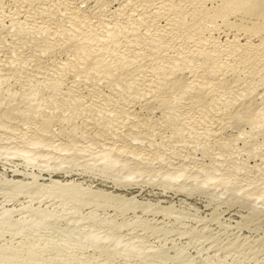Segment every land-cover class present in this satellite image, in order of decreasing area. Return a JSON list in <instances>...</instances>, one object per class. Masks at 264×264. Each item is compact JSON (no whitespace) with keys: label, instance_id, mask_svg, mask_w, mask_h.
<instances>
[{"label":"rangeland","instance_id":"1","mask_svg":"<svg viewBox=\"0 0 264 264\" xmlns=\"http://www.w3.org/2000/svg\"><path fill=\"white\" fill-rule=\"evenodd\" d=\"M167 1L0 0V264H264L259 10L248 20L255 10L231 13L213 0L193 19L187 8L179 28L188 29L171 44L163 14L132 8ZM93 35L110 56L89 45ZM197 37L211 44L192 47ZM245 54L253 59L238 63Z\"/></svg>","mask_w":264,"mask_h":264},{"label":"bare ground","instance_id":"2","mask_svg":"<svg viewBox=\"0 0 264 264\" xmlns=\"http://www.w3.org/2000/svg\"><path fill=\"white\" fill-rule=\"evenodd\" d=\"M27 1H28V0H27ZM37 1H38V0H37ZM64 1H65V0H64ZM160 1H161V0H160ZM166 1H167V0H166ZM173 1H174V0H173ZM175 1H177V3H175V4H176V5L178 4L177 6L180 7V9H178V12H177V9H176L175 12H172L173 9L170 11V5H171L170 3L173 4V2L171 1V2L169 3V0H168L167 2L158 3V4H153V3H152V4H148L149 6H145V5H144V6L141 7V8L139 7V5H138V7H137V5H135V4H136V3H135V4L133 5V7H132V6H131V7H132V8L135 7V8L133 9V10H135V11H136L137 9H139V12H140V10H141V12L144 13V14H145V13H150L149 15H152V13H153V15L155 14V16H157V15H159V14H160V15L163 14V18L166 19V23L163 21V22L165 23V25H164V29H162V31L165 30L164 32L167 31L168 34H170L169 32H173V33H174L173 35H169V36L171 37V39H173V41L171 40V44H172V42H174L176 36H179L178 34H179V31H180V28L182 27L181 25H182V24H185L186 21H187V20H186L185 22H182V20L184 21V17H186L184 11H188V10H190V11L192 12V11L195 10V11L193 12V17H192V18L194 19V18L196 17V16H195L196 14H194V13L196 12V10L201 11L202 9H204V5H203V4H205V3L208 2V1H213V0H175ZM175 1H174V2H175ZM218 1L220 2V3H219V7H220V8H221V7H222L223 9L227 8V12H231V13H233V11H234V13H236V11L238 12V10H239L238 13H240V12H242V11L245 9L244 7L247 8V11H246V12H249V13H251L252 11L255 10L254 12H252L251 14H249L248 16L245 15L246 12H243V14H244L245 16H244V15H242V16L245 17V18H246V16L249 17L250 15H253V13H255L257 10H259V11H258V15L255 13V16H257L256 18L259 17V19H260V21H259L260 23H259V22H258V23L261 24V22H262L263 25H264V0H218ZM42 2H43V1H42ZM69 2H70V0H69ZM71 2H72V1H71ZM74 2H75V1H74ZM137 2H138V1H137ZM156 2H157V1H156ZM1 3H2V2H1ZM12 3H13V2H12ZM146 3H147V2H146ZM35 4H36V3H35ZM46 4H47V3H46ZM74 4H75V3H74ZM138 4H139V3H138ZM229 5H230V6H229ZM5 6H6V5H5ZM140 6H141V5H140ZM174 6H175V5H174ZM174 6H172V7H174ZM177 6H175V8H176ZM230 7H232V8H230ZM261 7H263V8H261ZM49 8H50V7H49ZM66 8H67V7H66ZM175 8H174V9H175ZM184 8H185V10H184ZM187 8H188V10H186ZM243 8H244V9H243ZM67 9H68V8H67ZM121 9H122V8H121ZM242 9H243V10H242ZM64 10H65V9H64ZM99 10H100V9H99ZM122 10H123V9H122ZM181 10H182L183 12H182ZM228 10H229V11H228ZM241 10H242V11H241ZM261 10H262V11H261ZM128 11H129V10H128ZM137 11H138V10H137ZM137 11H136V14L138 13ZM27 12H28V11H27ZM8 13H10V12H8ZM18 13H19V11L17 10L16 12H14V15H15V14L18 15ZM24 13H25V11H24ZM134 13H135V12H134ZM196 13H200V12L197 11ZM1 14H2V13H1ZM26 14H27V13H26ZM26 14H25V15H26ZM40 14H41V13H40ZM42 14H43V13H42ZM74 14H75V13H74ZM74 14L72 15V17L75 16ZM182 14L185 15V16L182 17L183 19L181 20V22H182V23H181V22H180V18H181V15H182ZM187 14H188V13H187ZM206 14H207V13H206ZM247 14H248V13H247ZM2 15H3V14H2ZM138 15H139V14H138ZM141 15H142V14H141ZM188 15H189V14H188ZM191 15H192V14L190 13V16H191ZM203 15H204V14H203ZM216 15H217V14H216ZM218 15H219V14H218ZM11 16H12V15H11ZM28 16H29V15H28ZM31 16H32V15H31ZM76 16H77V15H76ZM76 16H75V17H76ZM142 16H143V15H142ZM142 16H141V17H142ZM146 16L148 17V15H146ZM190 16H188V17H190ZM194 16H195V17H194ZM253 16H254V15H253ZM75 17H74V18H75ZM101 17H102V16H101ZM150 17H151V16H150ZM223 17H224V15H223ZM243 17H242V18H243ZM33 18H34V17H33ZM142 18H143V17H142ZM142 18H141V19H142ZM158 18H159V17H158ZM209 18L212 19V17H209ZM209 18H208V19H209ZM218 18H219V17H218ZM245 18H244V19H245ZM249 18H250V19H248V20H253V19H251V16H250ZM25 19H26V18H25ZM52 19H53V18H52ZM59 19H60V18H59ZM81 19H82V18H79V17H78V21H77V18H76V21H77V22L75 21V23L78 25V29H79V26H80V27H81V26L83 27V24L85 23V22H84L85 20H84V19L81 20ZM99 19H100V18H99ZM102 19H103V18H102ZM138 19H139V18H138ZM187 19H188V18H187ZM213 19H215V18H213ZM139 20H140V19H139ZM142 20H143V19H142ZM144 20H145V16H144ZM147 20H148V18H147ZM152 21H154V20H152ZM152 21H151V24H150L148 27H146L147 25L145 26V31H148V30L151 31V29H153V31H154V29L156 28L155 26H157V25L154 26V24H153ZM178 21H179V23H178ZM191 21H193V20L191 19ZM194 21H195V20H194ZM20 22H21V21H20ZM26 22H27V21H26ZM52 22H53V21H52ZM55 22H56V21H55ZM140 22H141V21H140ZM146 22H149V21H146ZM146 22H145V23H146ZM202 22H203V21H202ZM0 23H1V22H0ZM24 23H25V22H24ZM53 23H54V22H53ZM53 23H52V24H53ZM103 23H104V22H103ZM124 23H125V22H124ZM156 23H157V22H156ZM194 23H195V22H194ZM40 24H41V23H40ZM40 24H39V26L37 25L39 28H40ZM56 24H57V23H56ZM71 24H72V23H71ZM76 24H75V25H76ZM114 24H115V23H114ZM142 24H144V23H142ZM148 24H149V23H148ZM180 24H181V25H180ZM200 24H202V23H200ZM255 24H256V25H259V24H257V23H255ZM35 25H36V24H35ZM50 25H51V24H50ZM84 25H85V24H84ZM126 25H127V24H126ZM179 25L181 26L180 28H179ZM192 25H193V23H192ZM195 25H196V24H195ZM256 25H255V26H256ZM21 26H22V25H21ZM23 26H24V25H23ZM72 26H73V24H72ZM105 26H106V25H105ZM129 26H130V25H129ZM189 26H190V25H189ZM189 26H188V27H189ZM193 26H194V25H193ZM253 26H254V25H253ZM260 26H262V25H260ZM260 26H259V27H260ZM34 27H35V26H34ZM49 27H51V26H49ZM76 27H77V26H76ZM102 27H103V26H102ZM117 27H118V26H117ZM119 27H120V26H119ZM137 27H138V26H137ZM140 27H141V26H140ZM183 27H184V26H183ZM190 27H192V26H190ZM195 27H196V26H195ZM208 27H209V26H208ZM262 27H263V28H262V30H263V29H264V26H262ZM41 28H42V27H41ZM184 28H185V27H184ZM184 28H182V30H183ZM209 28H210V27H209ZM252 28H253V27H252ZM260 28H261V27H260ZM46 29H47V28H46ZM46 29H45V30H46ZM52 29H53V28H52ZM80 29H81V28H80ZM82 29H83V28H82ZM87 29H88V28H87ZM94 29H95V28H94ZM111 29H112V28H111ZM133 29H135V28H133ZM187 29H188V28H187ZM187 29H186V30L184 29V30L187 31ZM193 29H194V27H193ZM28 30H29V29H28ZM48 30H49V28H48ZM57 30H58V29H57ZM105 30H109V29H106V28H105ZM112 30H113V29H112ZM112 30H111V31H112ZM115 30H116V29H114V31H115ZM118 30H120V29H118ZM129 30L131 31V29H129ZM184 30H183V31H184ZM189 30L191 31V28H190ZM195 30H196V29H195ZM199 30H200V29H199ZM250 30H251V29H250ZM259 30H260V29H259ZM50 31H51V29H50ZM102 31H103V30H102ZM130 31H129V33H130ZM145 31H144V33H145ZM183 31H180V32L182 33ZM185 31H184V32H185ZM18 32H19V31H18ZM36 32H38V31H36ZM48 32H49V31H48ZM79 32H80V31H79ZM119 32H120V31H119ZM119 32H118V33H119ZM133 32H134V30H133ZM151 32H152V31H151ZM156 32H157V31H156ZM164 32H162V33H164ZM193 32H194V30H193ZM263 32H264V31H263ZM14 33H15V32H14ZM38 33H39V32H38ZM45 33H46V32H45ZM105 33H108V31L105 32ZM111 33H112V32H111ZM111 33H109V34L111 35ZM116 33H117V32H116ZM120 33H121V32H120ZM131 33H132V32H131ZM144 33H143V34H144ZM154 33H155V32H154ZM154 33H153V34H154ZM176 33H177V34H176ZM181 33H180V35H181ZM187 33H188V32H187ZM187 33H186V34H187ZM195 33H197V32H195ZM195 33H194V34H195ZM238 33H239V32H238ZM39 34H40V33H39ZM41 34H42V33H41ZM92 34H94V33H92ZM113 34H114V33H113ZM127 34H128V33H127ZM132 34H133V33H132ZM146 34H147V33H146ZM171 34H172V33H171ZM182 34H184V33H182ZM186 34H185V35H186ZM191 34H193V33H192V32H189V35H190V36H192ZM253 34H254V33H253ZM263 34H264V33H263ZM43 35H44V34H43ZM82 35H83V34H82ZM104 35H105V34H104ZM104 35H103V36H104ZM117 35H118V34H117ZM120 35H121V34H120ZM120 35H118V36L120 37ZM141 35H142V34H141ZM141 35H140V36H141ZM147 35H148V34H147ZM149 35H150V33H149ZM149 35H148V36H149ZM162 35H163V34H162ZM165 35H167V34H165ZM165 35H164V36H165ZM185 35L183 36V38L185 37ZM187 35H188V34H187ZM189 35H188V36H189ZM197 35H198V34H197ZM200 35H201V34H200ZM36 36H38V35H36ZM62 36H63V34H62L61 31H56V32H55V31H52V32H49V35H48V37H50L51 39H53L52 41H57V42L60 41V39H61L60 37H62ZM93 36H94V37H93L92 39H90V38H89L90 36H88V41H89V39H90L89 45L91 44L92 46H94V44H95V46H97L96 44L100 43V46H98L97 49L95 48L96 51H97V52H96V51H95V52H96V53L99 52V53H100V54L98 53L99 56L101 55V56H105V57H106V56H108V54H109V56H110V55H111V54H110L111 51H109V50H110V49H109V44H107V43L105 44V41H104V44H102V43H103L102 40H100V41H102V42H100L99 40L97 41V36H96V35H93ZM95 36H96V37H95ZM103 36H102V37H103ZM106 36H107V35H106ZM114 36H115V34H114ZM126 36H127V35H126ZM145 36H146V35H145ZM145 36L143 35V37H145ZM148 36H146V37L148 38ZM154 36H155V34H154ZM156 36H158V35H156ZM188 36H187V37H188ZM190 36H189V37H190ZM211 36H212V35H211ZM227 36H228V35H227ZM40 37H41V36H40ZM70 37H71V36H70ZM77 37H78V36H77ZM83 37H84V36H83ZM91 37H92V35H91ZM108 37H109V36H108ZM112 37H113V35H112ZM119 37H118V38H119ZM170 37H169V38H170ZM193 37H194V36H192V38H193ZM86 38H87V37H86ZM94 38H95L96 40H94ZM98 38H99V37H98ZM104 38H106V37L104 36ZM152 38H153V37H152ZM155 38H156V37H155ZM163 38H164V37H163ZM183 38H182V39H183ZM208 38H209V36H208ZM139 39H140V38H139ZM149 39H150V38H149ZM157 39H158V38H157ZM184 39H185V38H184ZM201 39H203V37H202ZM209 39H210V42L213 41V40H211L212 38H209ZM43 40H44V39H43ZM62 40H63V39H62ZM62 40H61V42H62ZM64 40H65V39H64ZM108 40H109V39H108ZM110 40H111V39H110ZM110 40H109V41H110ZM140 40H141V39H140ZM151 40H152V39H151ZM155 40H156V39H155ZM177 40H179V38H177ZM189 40H190V41H189ZM189 40L187 39V42H185L184 40H183V41H184L186 44L189 45V43H191V39H189ZM194 40H195V41H194ZM204 40H205V38H204ZM207 40H208V39H207ZM34 41H35V40H34ZM82 41H83V40H82ZM112 41H113V40H112ZM137 41H138V39H137ZM164 41H165V38H164ZM166 41H168V40L166 39ZM169 41H170V40H169ZM169 41H168V42H169ZM180 41H181V40H180ZM180 41H179V42H180ZM192 41H194V43H192V45H191L192 47H194V46H200V47L202 48V47H205V46L209 43V41H207V43L205 44L206 41H205V42H202V41H200V38H198V37H197V38H194ZM215 41H216V40H215ZM234 41H235V40H234ZM246 41H247V40H246ZM43 42H44V41H43ZM83 42H84V41H83ZM110 42H111V41H110ZM144 42H145V41H144ZM152 42H153V40H152ZM162 42H163V41H162ZM177 42H178V41H177ZM184 42H183V44H184ZM227 42H228V41H227ZM235 42H237V41H235ZM235 42H232V43H235ZM54 43H56V42H54ZM87 43H88V42H87ZM87 43H86V45H85L86 48L84 47V48H85V51H86V50H90L91 47H92V46H91L90 49H87V48H89V46L87 45ZM113 43H114V42H112V43L110 44V46H111ZM115 43H116V41H115ZM125 43H126V42H125ZM148 43H149V42H148ZM164 43H165V42H164ZM180 43H181V42H180ZM245 43H246V42H245ZM26 44H27V43H26ZM116 44H117V43H116ZM116 44H113V45L115 46ZM118 44H120V43L118 42ZM118 44H117V45H118ZM121 44H122V43H121ZM151 44H152V43H151ZM157 44H158V42H157ZM167 44H168V43H166V48H168V47H167ZM169 44H170V43H169ZM175 44H176V41H175ZM177 44H178V43H177ZM177 44H176V45H177ZM181 44H182V43H181ZM186 44H185L184 46H186ZM210 44H211V43H209L208 45H210ZM228 44H229V43H228ZM235 44H236V43H235ZM247 44H248V43H247ZM113 45H112V48H113ZM164 45H165V44H164ZM213 45H214V42H213ZM213 45H211V47H213ZM0 46H1V45H0ZM95 46H94V47H95ZM107 46H108V48H107ZM119 46H120V45H119ZM191 46H189V47L191 48ZM234 46H235V45H234ZM234 46H233L232 48L237 47V46H235V47H234ZM238 46H239V45H238ZM170 47L172 48V46H170ZM170 47H169V49H171ZM189 47H185V48H189ZM208 47H210V46H208ZM208 47H207V48H208ZM215 47H216V46H215ZM219 47H221V46H219ZM229 47H230V46H229ZM229 47H228V48H229ZM241 47H242V46H241ZM249 47H250V46H249ZM114 48H116V46H115ZM123 48H124V47H123ZM190 48H189V50H190ZM205 48H206V47H205ZM225 48H226V47H225ZM250 48H252V46H251ZM255 48H256V47H255ZM23 49H24V47H23ZM29 49H30V47H29ZM29 49H28V51H29ZM95 49H94V50H95ZM108 49H109V50H108ZM142 49H143V48H142ZM173 49H174V47H173ZM181 49H182V48H181ZM183 49H184V48H183ZM194 49H195V48H194ZM196 49H197V48H196ZM220 49H221V48H220ZM220 49H219V50H220ZM256 49H257V48H256ZM256 49H255V50H256ZM20 50H21V49H20ZM25 50H26V49H25ZM25 50H24V51H25ZM50 50H51V49H50ZM55 50H56V49H55ZM83 50H84V49H83ZM92 50H93V49H91V51H92ZM118 50H119V48H118ZM120 50H121V49H120ZM147 50H148V49H147ZM165 50H166V49H165ZM186 50H187V49H186ZM186 50H185V51H186ZM189 50H188V51H189ZM192 50H193V49H192ZM214 50H216V48H215ZM214 50L212 51V53L214 52ZM230 50H231V49H230ZM237 50H238V49H237ZM240 50H241V49H240ZM244 50H247V49L244 48ZM11 51H12V50H11ZM39 51H40V50H39ZM44 51H46V50H42V51H41L42 53H39V55H38V53L35 54V57H36V55L40 57L41 55H43ZM112 51H113V50H112ZM174 51H177V50H174ZM182 51H183V50H182ZM201 51H202V50H201ZM208 51H209V50H208ZM208 51H207V52H208ZM226 51H228V53H229V50H226ZM233 51H234V53H235L236 48H235V50H233ZM256 51H257V50H256ZM32 52H33V51H32ZM35 52H36V51H35ZM47 52H48V50H47ZM47 52H46V53H47ZM51 52H52V51H51ZM75 52H76V51H75ZM82 52H83V51H82ZM88 52H89V51H88ZM109 52H110V53H109ZM120 52H121V51H120ZM138 52H139V51H138ZM171 52H172V50H171ZM186 52H187V51H186ZM186 52H185V53H186ZM190 52L192 53V51H190ZM195 52H196V51H195ZM218 52H219V51H218ZM222 52H223V51H222ZM222 52H221V55H223ZM224 52H225V51H224ZM230 52H232V50H231ZM241 52H242V51H241ZM244 52H245V51H244ZM258 52H259V50H258ZM24 53H25V52H24ZM29 53H30V52H29ZM46 53H45V54H46ZM78 53H79V52H78ZM90 53H93V52H90ZM117 53H118V52H117ZM117 53H116V54H117ZM133 53H134V52H133ZM168 53H169V52H168ZM196 53H197V52H196ZM196 53H195V54H196ZM199 53H200V52H199ZM209 53H210V52H209ZM216 53H217V50H216ZM219 53H220V52H219ZM252 53H254V52L252 51L250 54H252ZM122 54H123V53H122ZM122 54H120V55H122ZM125 54H126V53H125ZM136 54H139V53H136ZM136 54H135V56H137ZM179 54H180V53H179ZM182 54H183V53H182ZM188 54H190V53H188ZM188 54H186V56H187L188 59L190 60V57L192 58V56H190V55L188 56ZM197 54H198V53H197ZM197 54H196V58H197V56H198ZM205 54H206V51H205L204 55H205ZM207 54H208V53H207ZM207 54H206V55H207ZM230 54L233 55V53H230ZM230 54H229V55H230ZM240 54H241V53H240ZM261 54H262V53H261ZM1 55H2V54H1ZM15 55H16V54H15ZM15 55H14V56H15ZM22 55H23V54H22ZM26 55H27V54H25V56H26ZM31 55H32V54H31ZM33 55H34V54H33ZM33 55H32V56H33ZM76 55L79 56V54H77V53H76ZM81 55H82V54H80V56H81ZM87 55H88V54H87ZM120 55H119V56H120ZM131 55H132L133 57H135L133 54H131ZM131 55H130V56H131ZM180 55H181V54H180ZM199 55L201 56V54H199ZM204 55H202V56L205 57ZM208 55H209V54H208ZM214 55H215V54H213V56H214ZM221 55L218 54V56H220V58L223 59L225 54L223 55V57H221ZM227 55H228V54H227ZM237 55H238V54H237ZM241 55H242V54H241ZM256 55H257V54H256ZM20 56H21V55H20ZM27 56H28V55H27ZM32 56H31V57H32ZM43 56H45V55H43ZM68 56H69V55H68ZM88 56H89V55H88ZM99 56H98V57H99ZM132 56H131V57H132ZM184 56H185V55H184ZM210 56H212V55H210ZM233 56H234V55H233ZM247 56H249V55H248V54H247V55L245 54V56H241V58H240L239 60H237L238 63H246V62L249 61V60L251 61V58H252V57L250 58V57H247ZM6 57H7V56H6ZM29 57H30V56H29ZM39 57H36V58L39 59ZM41 57H42V56H41ZM98 57H97V58H98ZM105 57H104V58H105ZM117 57H118V56H117ZM122 57H123V56H122ZM124 57H125V56H124ZM127 57H128V56H127ZM140 57H142V56H140ZM176 57H177V56H176ZM181 57H182V56H181ZM193 57H195V55H194ZM214 57H215V56H214ZM225 57H226V58H224V63H225V62H228V61H227V60H228V56H225ZM236 57H237V56H236ZM239 57H240V56H239ZM259 57L262 58V56H260V55H259ZM15 58H16V57H15ZM36 58H34V59H36ZM94 58H95V57H94ZM97 58H96V59H97ZM125 58H126V57H125ZM125 58H124V59H125ZM129 58H130V57H129ZM177 58H178V57H177ZM217 58H218V57H215L216 60H217ZM263 58H264V57H263ZM263 58H262V59H263ZM31 59H32V58H31ZM41 59H42V58H41ZM41 59H40V60H41ZM72 59H73V58H72ZM115 59H116V58H115ZM142 59H143V58H142ZM149 59H150V58H149ZM179 59H180V58H179ZM179 59H178V60H179ZM185 59L187 60V58H185ZM199 59H200V58H199ZM203 59H204V58H203ZM215 59H214V60H215ZM218 59H219V58H218ZM230 59H231V57H230ZM252 59H253V58H252ZM10 60H11V59H10ZM25 60H26V59H25ZM99 60H100V57H99L98 61H99ZM103 60H104V59H103ZM129 60L131 61L132 59H129ZM138 60H139V59H138ZM156 60H157V59H156ZM180 60H181V59H180ZM216 60H215V63L217 62ZM219 60H221V59H219ZM225 60H226V61H225ZM259 60H260V59H259ZM14 61H16V60H14ZM27 61H28V60H27ZM32 61H33V60H32ZM38 61H39V60H38ZM38 61H36V63H38ZM51 61H52V60H51ZM95 61H96V60H95ZM101 61H102V57H101ZM105 61H106V60H105ZM127 61H128V60H127ZM127 61H126V63H127ZM130 61H129V62H130ZM139 61H140V60H139ZM141 61H142V60H141ZM158 61H159V60H158ZM158 61H157V62H158ZM182 61H183V60H182ZM182 61H181V62H182ZM187 61H188V60H187ZM203 61H204V60H203ZM250 61H249V62H250ZM18 62H19V61H18ZM33 62H34V61H33ZM42 62H43V61H42ZM72 62H73V61H72ZM103 62H104V61H103ZM114 62H115V61H114ZM119 62H120V61H119ZM124 62H125V61H124ZM133 62H134V61H133ZM137 62H138V61H137ZM155 62H156V61H155ZM163 62H164V61H163ZM167 62H168V61H167ZM175 62H176V61H175ZM184 62H185V61H184ZM27 63H28V62H27ZM39 63H40V61H39ZM39 63H38V64H39ZM43 63H44V62H43ZM43 63H42V64H43ZM54 63H55V62H54ZM94 63H95V62H94ZM94 63H93V64H94ZM96 63H97V62H96ZM99 63H100V62H99ZM99 63H97V64H99ZM111 63H112V62H111ZM126 63H125V64H126ZM135 63H136V62H135ZM135 63H134V64H135ZM159 63H160V62H159ZM169 63H170V62H169ZM182 63H183V62H182ZM187 63H188V62H187ZM215 63H214V65H215ZM220 63H222V62H220ZM247 63H248V62H247ZM247 63H246V64H247ZM38 64H37V66L40 68V65H38ZM57 64H58V63H57ZM117 64H118V63H117ZM157 64H158V63H157ZM161 64H162V63H161ZM173 64H174V63H170V64L167 63L168 66H169V65H173ZM202 64H203V63H202ZM218 64H219V63H218ZM229 64H230V63H229ZM246 64H245V65H246ZM248 64H249V63H248ZM8 65H9V64H8ZM31 65H32V64H31ZM33 65H34V64H33ZM33 65H32L31 67H33ZM47 65H48V64H47ZM65 65H66V64H65ZM101 65H103V64L101 63ZM121 65H122V64H121ZM127 65H128V64H127ZM131 65H132V64H131ZM158 65H159V64H158ZM175 65H176V64H175ZM181 65H182V64H181ZM184 65H185V63H184ZM188 65H189V64H188ZM200 65H201V64H200ZM204 65H205V64H204ZM219 65H220V64H219ZM223 65H224V64H223ZM223 65H221V68H222ZM239 65H240V64H239ZM258 65H259V64H258ZM261 65H262V64H261ZM16 66H17V65H16ZM49 66H50V65H49ZM49 66H48V67H49ZM59 66H64V65L62 64V65H59ZM77 66H78V65H77ZM95 66H96V65H95ZM97 66H98V65H97ZM103 66H104V65H103ZM103 66H102V67H103ZM156 66H157V65H156ZM168 66H166V67H168ZM186 66H187V65H186ZM224 66H225V65H224ZM237 66H238V65H237ZM252 66H253V65H252ZM263 66H264V59H263ZM35 67H36V65H35ZM35 67H33L35 70H34V69H33V70L31 69L32 73H33L34 71L37 70ZM54 67H56V65H55ZM118 67H120V66H118ZM128 67H129V66H128ZM171 67H172V66H171ZM171 67H170V68L168 67V68L171 69ZM177 67H178V66H177ZM177 67H176V68H177ZM207 67H208V66H207ZM216 67H217V66H216ZM244 67H245V66H244ZM39 68H38V69H39ZM49 68H51V67H49ZM95 68H96V67H95ZM99 68H100V67H99ZM108 68H109V67H108ZM176 68H175V69H176ZM218 68H220V67H218ZM226 68H227V67H226ZM232 68H233V67H232ZM249 68H250L249 70H251L253 67H249ZM45 69L47 70V68H45ZM45 69H44V73H41V74H45V72H46ZM62 69H64V68H62ZM66 69H67V68H66ZM79 69H80V68H79ZM92 69H93V68H92ZM111 69H112V68H111ZM113 69H114V68H113ZM141 69H142V68H141ZM180 69H181V67H180ZM180 69H179L178 71H180ZM253 69H254V68H253ZM263 69H264V67H263ZM41 70H43L42 67H41V69H40L39 72H43V71H41ZM52 70H53V68H52ZM71 70H72V69H71ZM84 70H85V69H84ZM84 70H83V71H84ZM176 70H177V69H176ZM203 70H204V69H203ZM69 71H70V70H69ZM69 71H68V72H69ZM102 71H103V70H102ZM148 71H149V70H147V72H148ZM185 71H186V70H185ZM262 71H263V70H261V72H262ZM36 72H38V71H36ZM36 72H35V73H36ZM39 72H38V73H39ZM49 72H50V71H49ZM138 72H139V71H138ZM140 72H141V71H140ZM153 72H154V71H153ZM153 72H152V73H153ZM176 72H177V71H176ZM225 72H227V71L225 70ZM228 72H229V71H228ZM20 73H21V72H20ZM26 73H28V72H26ZM29 73H30V72H29ZM162 73H163V71H162ZM172 73H174V72L172 71ZM192 73H194V72H192ZM192 73H191V74H192ZM200 73H201V72H200ZM207 73H208V72H207ZM33 74H34V73H33ZM36 74H37V73H36ZM41 74H40V76H41ZM73 74H74V73H73ZM78 74H79V73H78ZM90 74H91V73H90ZM146 74H147V73H146ZM203 74H204V73H203ZM216 74H217V73H216ZM29 75H30V74H29ZM38 75H39V74H38ZM38 75H37V76H38ZM59 75H60V74H59ZM68 75H69V74H68ZM148 75H149V74H148ZM201 75H202V74H201ZM224 75H225V74H224ZM32 76H33V75H32ZM35 76H36V75H35ZM37 76H36V77H37ZM79 76H80V75H79ZM85 76H86V75H85ZM130 76H131V75H130ZM137 76H138V75H137ZM210 76H211V74H210ZM63 77H64V76H63ZM143 77H144V76H143ZM150 77H151V76H150ZM224 77H225V76H224ZM263 77H264V76H263ZM32 78H33V77H32ZM39 78H40V77H39ZM83 78H84V77H83ZM61 79H62V78H61ZM129 79H130V78H129ZM215 79H216V78H215ZM77 80H78V79H77ZM151 80H152V79H151ZM151 80H149V81H151ZM200 80H201V78H200ZM87 81H88V80H87ZM149 81H148L149 86L147 85L148 87H150V83H149ZM158 81H159V80H158ZM197 81H198V80H197ZM204 81H205V80H204ZM217 81H218V80H217ZM151 82H153V81H151ZM154 82H155V81H154ZM198 82H199V81H198ZM221 82H222V81H221ZM242 82H243V81H242ZM44 83H45V82H44ZM75 83H76V82H75ZM88 83H89V82H88ZM108 83H109V82H108ZM139 83H140V82H139ZM158 83H159V82H158ZM195 83H196V82H195ZM206 83H207V82H206ZM208 83H209V82H208ZM217 83H219V82H217ZM38 84H39V83H38ZM85 84H87V83H85ZM131 84H132V83H131ZM155 84H156V83H155ZM155 84H152V85L154 86ZM202 84H203V82L201 81L200 86H202ZM204 84H205V82H204ZM204 84H203V85H204ZM36 85H37V84H36ZM99 85H100V84H99ZM144 85H146V84H144ZM144 85H143V86H144ZM139 86H140V85H139ZM147 86H146V88H147ZM155 86H156V85H155ZM192 86H193V84H192ZM206 86H207V84H206ZM210 86H211V84H210ZM52 87H53V86H52ZM136 87H137V86H136ZM151 87H152V86H151ZM187 87H188V86H187ZM198 87H199V86H198ZM203 87H204V86H203ZM208 87H209V85H208ZM211 87H212V86H211ZM220 87H221V86H220ZM32 88H33V87H32ZM137 88H138V87H137ZM141 88H142V87H141ZM141 88H140V89H141ZM166 88H167V87H166ZM214 88H215V87H214ZM40 89H41V88H40ZM134 89H135V88H134ZM202 89H203V88H202ZM208 89H210V88H208ZM212 89H213V88H212ZM50 90H51V89H50ZM119 90H120V89H119ZM137 90H138V89H137ZM146 90H148V89H146ZM146 90H145V91H146ZM150 90H151V89H150ZM187 90H188V89H187ZM193 90H194V89H193ZM196 90H197V89H196ZM238 90H239V89H238ZM91 91H92V90H91ZM143 91H144V90H143ZM215 91H216V90H215ZM219 91H220V90H219ZM184 92H185V91H184ZM199 92H200V91H199ZM209 92H210V91H209ZM221 92H222V91H221ZM29 93H30V92H29ZM93 93H94V92H93ZM93 93L91 92L90 95L92 94V96H93ZM140 93H141V92H140ZM213 93H214V92H213ZM216 93H218V92H216ZM235 93H236V92H235ZM60 94H61V93H60ZM87 94H88V93H87ZM111 94H112V93H111ZM219 94H220V92H219ZM224 94H225V93H224ZM226 94H227V93H226ZM77 95H79V94H77ZM140 95H141V94H140ZM155 95H156V94H155ZM214 95H216V94H214ZM230 95L232 96L233 94L230 93ZM31 96H32V95H31ZM82 96H83V95H82ZM88 96H89V95H88ZM94 96H97V95H94ZM145 96H146V95H145ZM222 96L224 97L223 94H221V98H222ZM225 96H226V95H225ZM231 96H230V97H231ZM238 96H239V95H238ZM36 97H37V96H36ZM106 97H107V96H106ZM147 97H148V96H147ZM151 97H152V96H151ZM153 97H154V96H153ZM155 98H157V97H155ZM232 98H233V97H232ZM232 98H231V99H232ZM243 98H244V97H243ZM28 99H29V98H28ZM90 99H91V98H90ZM96 99H97V98H96ZM161 99H162V98H161ZM228 99L230 100V98H228ZM63 100H64V99H63ZM107 100H108V99H107ZM120 100H121V99H120ZM151 100L154 101V100H156V99H151ZM237 100H238V99H237ZM84 101H85V100H84ZM225 101H227V100H224V102H225ZM91 102H92V101H91ZM228 102H229V101H228ZM79 103H80V102H79ZM121 103H122V102H121ZM179 103H180V102H179ZM215 103H216V100H215ZM221 103H223V102H221ZM226 103H227V102H226ZM226 103H223V104H226ZM233 103H234V102H233ZM108 106H109V105H108ZM165 106H166V105H165ZM177 106H178V105H177ZM222 106H223V105H222ZM229 106H230V105H229ZM67 107H68V106H67ZM67 107H66V108H67ZM159 107H160V106H159ZM219 107H220V106H219ZM221 108H222V107H221ZM55 109H56V108H55ZM110 109H111V108H110ZM209 109H210V108H209ZM211 109H212V108H211ZM218 109H219V108H218ZM263 109H264V108H263ZM81 110H82V109H81ZM91 110H92V109H91ZM108 110H109V109H108ZM121 110H122V109H121ZM187 110H188V109H186V111H187ZM191 110H192V109H191ZM191 110L189 111L190 113H191ZM219 110H221V109H219ZM163 111H164V110H163ZM193 111H194V110H192V112H193ZM195 111H196V110H195ZM210 111H211V110H210ZM106 112H107V111H106ZM184 112H185V111H184ZM184 112H183V113H184ZM189 112H188V113H189ZM99 113H100V112H99ZM102 113H103V112H102ZM112 113H113V112H112ZM121 113H122V111H121ZM125 113H126V112H125ZM152 113H153V112H152ZM193 113H194V112H193ZM220 113H222V112H220ZM261 113H262V112H261ZM114 114H115V113H114ZM173 114H174V113H173ZM185 114H186V113H185ZM204 114H205V113H204ZM218 114H219V113H217V115H218ZM130 115H131V114H130ZM197 115H198V114H197ZM199 115H200V114H199ZM201 115H203V114H201ZM211 115H212V114H211ZM213 115H214V114H213ZM215 115H216V114H215ZM126 116H127V115H126ZM191 116H192V115H191ZM195 116H196V115H195ZM221 116H222V115H221ZM119 117H120V116H119ZM121 117H122V116H121ZM123 117H124V116H123ZM160 117H161V116H160ZM218 117H219V116H218ZM263 117H264V116H263ZM113 118H114V117H113ZM177 118H178V117H177ZM181 118H182V117H181ZM190 118H191V117H190ZM202 118H203V117H202ZM214 118H215V117H214ZM261 118H262V117H261ZM128 119H129V118H128ZM148 119H149V118H148ZM218 119H219V118H218ZM225 119H226V118H225ZM1 121H2V120H1ZM119 121H120V120H119ZM167 121H168V120H167ZM191 121H192V120H191ZM205 121H206V120H205ZM219 121H220V120H219ZM222 121H223V120H222ZM255 121H256V120H255ZM262 121H263V120H262ZM4 122H5L6 124L8 123L7 121H4ZM9 122H10V120H9ZM126 122H127V121H126ZM196 122H197V121H196ZM200 122H201V121H200ZM11 123H12V121H11ZM11 123H9V125H10ZM119 123H120V122H119ZM128 123H129V122H128ZM220 123H221V122H220ZM2 124H3V123H2ZM131 125H132V124H131ZM210 125H212V124H210ZM213 125H214V124H213ZM225 125H226V123H225ZM18 126H19V125H18ZM204 126H205V125H204ZM206 126H207V125H206ZM220 126H221V125H220ZM4 127H5V124H4ZM115 127H116V126H115ZM124 127H125V126H124ZM138 127H139V126H138ZM189 127H190V126H189ZM210 127H211V126H209V128H210ZM12 128H13V127H12ZM20 128H21V126H20ZM128 128H129V127H128ZM131 128H133V126H132ZM134 128H136V125H135ZM141 128H142V127H141ZM150 128H151V127H150ZM202 128H203V127H202ZM211 128H212V127H211ZM213 128H214V127H213ZM1 129H2V127H1ZM37 129H38V128H37ZM188 129H189V128H188ZM206 129H207V128H206ZM5 130H6V129H4V131H5ZM15 130H16V128H15ZM22 130H23V129H22ZM25 130H26V129H25ZM130 130H132V129H130ZM135 130H136V129H135ZM197 130H198V129H197ZM197 130H196V131H197ZM204 130H205V129H204ZM41 131H42V130H41ZM70 131H71V130H70ZM136 131H137V130H136ZM138 131H139V130H138ZM138 131H137V132H138ZM191 131H192V130H191ZM42 132H43V131H42ZM42 132H41V133H42ZM188 132H189V131H188ZM209 132H210V131H209ZM142 133H143V132H142ZM142 133H141V134H142ZM207 134H208V133H207ZM217 134H218V133H217ZM13 135H14V134H13ZM41 135H42V134H41ZM43 135H44V134H43ZM136 135H137V134H136ZM15 136H16V135H15ZM138 136H139V135H138ZM13 137H14V136H13ZM25 137H26V136H25ZM89 137H90V136H89ZM131 137H132V136H131ZM190 137H191V136H190ZM39 138H40V137H39ZM96 138H97V137H96ZM147 138H148V137H147ZM100 139H101V138H100ZM108 139H109V138H108ZM149 139H150V138H149ZM69 140H70V139H69ZM79 140H80V139H79ZM79 140H78V141H79ZM94 140H95V139H94ZM98 140H99V139H98ZM131 140H132V138H131ZM131 140L129 139V141H131ZM135 140H136V138H135ZM140 140H141V139H140ZM143 140H144V139H143ZM147 140H148V139H147ZM84 141H85V140H84ZM101 141H102V140H101ZM132 141H134V139H133ZM136 141H137V140H136ZM141 141H142V140H141ZM160 141H161V140H160ZM4 142H5V141H4ZM103 142H104V140H103ZM100 143H101V142H100ZM108 143H109V142H108ZM129 143H130V142H129ZM132 143H133V142H132ZM140 143H141V142H140ZM144 143H145V142H144ZM148 143H149V142H148ZM160 143H161V142H160ZM82 144H83V143H82ZM136 144H137V143H136ZM155 144H156V143H155ZM162 144H163V143H162ZM201 144H202V143H201ZM24 145H26V144H24ZM30 145H31V144H30ZM90 145H91V144H90ZM101 145H102V144H101ZM131 145H132V144H131ZM134 145H135V144H134ZM31 146H32V145H31ZM34 146H35V145H34ZM29 147H30V146H29ZM41 147H42V145H41ZM81 147H82V146H81ZM87 147H88V146H87ZM90 147H91V146H90ZM99 147H100V146H99ZM193 147H194V146H193ZM202 147H203V146H202ZM206 148H207V147H206ZM80 149H81V148H80ZM212 150H213V149H212ZM217 150H218V149H217ZM82 152H83V151H82ZM139 157H140V156H139ZM172 159H173V158H172ZM189 160H190V159H189ZM30 161H31V160H30ZM151 163H152V162H151ZM182 164H183V163H182ZM150 165H151V164H150ZM257 168H258V167H257ZM229 173H230V172H229ZM242 184H243V183H242Z\"/></svg>","mask_w":264,"mask_h":264}]
</instances>
